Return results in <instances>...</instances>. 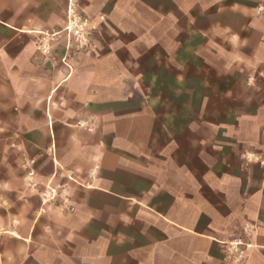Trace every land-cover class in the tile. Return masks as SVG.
I'll use <instances>...</instances> for the list:
<instances>
[{
    "label": "rangeland",
    "instance_id": "rangeland-1",
    "mask_svg": "<svg viewBox=\"0 0 264 264\" xmlns=\"http://www.w3.org/2000/svg\"><path fill=\"white\" fill-rule=\"evenodd\" d=\"M147 3L153 7L137 3L136 14L113 18L103 14L97 20L76 6L90 20L88 42L76 47L74 36L63 28L49 39L55 43L63 36L68 38L69 70L104 73L101 89L94 95V109L98 118L102 115L92 133L104 138L101 147L118 154L119 159L105 160V167L99 157L89 163L68 160V169L74 171L76 180L68 179L67 191L64 176L50 179L40 175L37 167L43 170L47 166L36 157L40 149L27 141L28 133L6 114L7 126L0 129V183L8 182L9 188L0 189V232L10 224L28 228L33 212L47 209L49 204H66L68 210L75 211V200L84 191L104 203L117 204L107 193L94 188L101 180L166 211L175 204L178 191L181 198L191 195L182 190L193 175L188 171L185 175L179 168L193 167L194 162L202 166L203 157L215 163L222 160V151L211 147L213 141L238 143L231 136L241 130L239 121L248 124L258 118L257 108L264 103V31L258 28L264 26V0ZM247 128L251 130L247 148L262 146L264 127L259 128V135L255 128ZM113 135L119 137L118 145L112 142ZM84 144L73 143L70 148L83 149ZM233 146L236 153L240 151L238 144ZM71 182H85V186L70 190ZM44 198L46 202L42 203ZM126 201H120L115 209L112 205L101 210L89 207L87 230L95 236L103 225L110 238L114 233L130 236L110 245V250L121 252L120 264H157L146 261L143 255L123 253L144 233L156 231L142 219L130 220V216L145 214L146 208L129 203V198ZM7 213L19 215L6 222ZM118 214L121 217L116 225L107 223ZM96 215L102 217L99 223ZM238 235L240 238H230L225 247L241 239L243 233ZM248 236L237 245L244 251L240 260L250 248L245 243ZM224 257L239 262L227 257L226 251Z\"/></svg>",
    "mask_w": 264,
    "mask_h": 264
},
{
    "label": "crops",
    "instance_id": "crops-1",
    "mask_svg": "<svg viewBox=\"0 0 264 264\" xmlns=\"http://www.w3.org/2000/svg\"><path fill=\"white\" fill-rule=\"evenodd\" d=\"M69 3L96 20L103 14L112 18L136 14L137 3L153 7L147 0H0V129L7 126V114L28 133L27 141L40 149L36 157L47 164L43 170L37 167L40 175L50 179L64 176L67 191L68 179L76 180L74 171L68 169V160L89 163L99 157L105 167V160L119 159L118 154L101 147L104 138L92 133L102 115L98 118L94 109V95L101 89L104 73L69 70L68 38L49 41L51 33L65 25ZM177 8H181L179 3ZM258 28L264 31V26ZM40 42H44V50ZM257 113L258 118L248 124L239 121L241 130L231 136L238 143L213 141L211 147L222 151V160L215 163L203 157L202 166L194 162L193 167L179 168L183 174L193 175L186 178L188 186L182 190L191 195L181 198L178 191L175 204L166 211L101 180L94 188L107 193L117 204L104 203L84 191L75 200V211L68 210L66 204H49L47 209L36 210L28 228L10 224L0 232V264H120L121 252L110 250V245L129 240L130 236L114 233L110 238L103 225L95 236H90L88 209L111 205L115 209L127 198L129 203L146 208L145 214L129 215V219H142L156 231L144 233L143 241L123 253L143 255L146 261L157 264H264V144L255 150L247 148L251 144L247 127L255 128L258 135L259 128L264 127V103ZM112 142L118 145L119 137L113 135ZM73 143L86 144L83 149H72ZM234 144L243 150L236 153ZM70 185V190L79 191L85 182ZM5 187L9 188L8 182L0 183V189ZM11 215L4 216L6 222L19 214ZM94 217L98 223L102 218ZM120 217L114 215L107 223L114 226ZM239 233H243V240L250 234L245 240L250 248L244 259L234 263L224 257L225 244L230 238H240Z\"/></svg>",
    "mask_w": 264,
    "mask_h": 264
},
{
    "label": "built area",
    "instance_id": "built-area-1",
    "mask_svg": "<svg viewBox=\"0 0 264 264\" xmlns=\"http://www.w3.org/2000/svg\"><path fill=\"white\" fill-rule=\"evenodd\" d=\"M90 20L88 16H86L85 13L81 12L80 10H77L76 6L72 3H69L66 10V23L63 26V29L67 31V34L74 36L75 42L74 45L76 47H81L83 44H86L88 42V26H89ZM56 32V31H55ZM55 32L51 33V37L55 34ZM41 43V50H44V42ZM63 59V58H62ZM33 171H29L28 174L31 175ZM51 190H54L51 188ZM47 194L49 191H46ZM46 198L43 199L45 201ZM238 241L239 243H233V241L229 242V245L225 249L227 257L233 258V260H240L243 256V250L238 249L237 245L240 244L242 241ZM249 245V244H246Z\"/></svg>",
    "mask_w": 264,
    "mask_h": 264
},
{
    "label": "bare ground",
    "instance_id": "bare-ground-1",
    "mask_svg": "<svg viewBox=\"0 0 264 264\" xmlns=\"http://www.w3.org/2000/svg\"><path fill=\"white\" fill-rule=\"evenodd\" d=\"M233 243H239L238 241H233Z\"/></svg>",
    "mask_w": 264,
    "mask_h": 264
}]
</instances>
